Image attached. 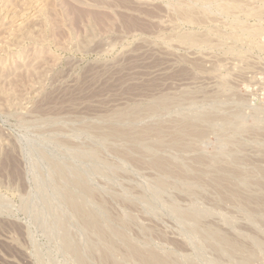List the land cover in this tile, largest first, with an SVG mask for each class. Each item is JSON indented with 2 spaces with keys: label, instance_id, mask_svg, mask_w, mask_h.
<instances>
[{
  "label": "rangeland",
  "instance_id": "rangeland-1",
  "mask_svg": "<svg viewBox=\"0 0 264 264\" xmlns=\"http://www.w3.org/2000/svg\"><path fill=\"white\" fill-rule=\"evenodd\" d=\"M0 264H264V0H0Z\"/></svg>",
  "mask_w": 264,
  "mask_h": 264
},
{
  "label": "bare ground",
  "instance_id": "bare-ground-1",
  "mask_svg": "<svg viewBox=\"0 0 264 264\" xmlns=\"http://www.w3.org/2000/svg\"><path fill=\"white\" fill-rule=\"evenodd\" d=\"M187 39H188V38H187ZM157 165H158V164H157ZM69 203H70V202H69ZM96 222H97V221H96ZM100 236H101V235H100ZM101 239H102V238H101ZM231 248H232V247H231ZM235 251H236V250H235ZM101 253H102V252H101ZM154 255H155V254H154ZM105 256H106V255H105ZM235 259H236V258H235ZM249 259H250V258H249ZM249 259H248V260H249ZM137 260H138V259H137ZM158 261H160V260H158ZM250 261H251V260H250Z\"/></svg>",
  "mask_w": 264,
  "mask_h": 264
}]
</instances>
